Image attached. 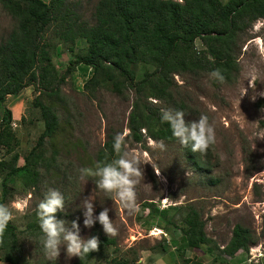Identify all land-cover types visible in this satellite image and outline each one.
<instances>
[{"label":"rangeland","instance_id":"1","mask_svg":"<svg viewBox=\"0 0 264 264\" xmlns=\"http://www.w3.org/2000/svg\"><path fill=\"white\" fill-rule=\"evenodd\" d=\"M98 1L67 0L60 16L70 22L92 23L91 13ZM14 26L15 20L0 7V40ZM56 30L59 27L53 23L45 33L54 69L49 72L62 80L55 93L48 96L40 82L35 89L24 88L5 102L18 144L11 154L0 147V160L8 161L16 153L17 166H23L24 158L44 131L40 108L34 105L38 91V101L57 115L51 136L39 149L48 167L41 169L37 188H24L16 181L15 192L5 200L0 195V204L9 206L13 213L10 222L16 227L19 264H75L79 258H69L62 246L60 256L55 261L48 260L40 243L42 234L36 236L29 227L48 188L63 194L65 210L57 217L66 220L67 226L79 218L82 238L97 236L114 241L88 264H113L120 259L137 264L141 258L143 264H264V106L259 105L264 99V58L259 54L264 47V19L256 20L239 35L236 60L230 69L217 68L223 83L210 79L209 73L173 75L169 95L161 101L147 99L160 109L183 111L186 122L207 116L215 129V142L203 153H194L176 139H152L145 130L140 131V141L135 142L128 130L134 91H115L100 75L95 86L86 87L93 69L84 64L68 74V62L83 54L87 44L82 38L61 41ZM193 48L205 49L200 39L194 41ZM208 59L215 63L212 55ZM44 69L48 67L40 61L37 74ZM132 69L135 81L142 80L144 66L137 64ZM117 133L125 134L127 150L143 155L156 168L151 164L142 166L143 175L135 188L139 209L135 213L108 199L91 177L79 178L81 168L99 163L104 144ZM160 141L163 148L158 146ZM89 197L94 199L95 215L109 209L115 235H106L99 222L90 229L84 227L82 203ZM192 209L200 215L206 236V242L198 248L187 247L182 231L187 228L184 218ZM236 226L248 230L250 239L256 241L229 256L224 252Z\"/></svg>","mask_w":264,"mask_h":264},{"label":"trees","instance_id":"2","mask_svg":"<svg viewBox=\"0 0 264 264\" xmlns=\"http://www.w3.org/2000/svg\"><path fill=\"white\" fill-rule=\"evenodd\" d=\"M67 0H0V7L15 20L14 28L7 37L0 40V147L11 154L18 141L11 131V111L5 102L9 96H17L24 88L45 87L46 94L57 90L61 79L51 75V52L47 51L45 33L51 24L58 25L57 35L61 41L75 38L84 39L87 44L83 54L68 62L66 72L84 64L93 69V75L85 83H111L115 91L121 88L134 91V101L128 117L129 135L135 142L145 130L155 140L174 141L170 126L162 123L161 109L147 102L148 98L161 101L169 95L173 75L189 73L200 76L217 68L229 70L235 63V50L238 48L239 35L245 32L258 19H264V0H99L91 13L92 23L70 22L61 15ZM62 17V18H61ZM200 39L204 50L196 51L194 41ZM54 48V46H53ZM72 52V48L69 50ZM53 53V52H52ZM212 55L215 63L208 59ZM45 62L48 69L41 75L36 72L38 63ZM146 67L144 77L135 81L134 65ZM50 68V69H49ZM147 92L143 95L142 92ZM44 131L38 137L35 147L24 158L23 166H17L18 154L0 160V195L2 200L10 196L14 183L20 181L24 188L38 186L41 169L47 168V159L39 149L49 138L57 124V115L50 107L38 101ZM264 106V99L259 101ZM109 139L99 154V163L115 159ZM185 243L189 248H198L206 242L203 222L195 210H190L184 218ZM264 226V213L262 215ZM36 236L42 234L37 217L29 226ZM98 251H93L75 264H88L104 247L114 241L100 237ZM249 231L236 226L232 232L225 254L233 255L240 249L255 243ZM19 243L16 227L9 222L0 234V261L19 264ZM2 255V257H1ZM113 264H135V261L117 260Z\"/></svg>","mask_w":264,"mask_h":264},{"label":"clouds","instance_id":"3","mask_svg":"<svg viewBox=\"0 0 264 264\" xmlns=\"http://www.w3.org/2000/svg\"><path fill=\"white\" fill-rule=\"evenodd\" d=\"M178 2L182 4L183 0H178ZM259 54L264 58V47L259 49ZM209 78L221 83L224 81L219 69L210 72ZM160 119L162 123L170 126L172 136L183 147H190L194 153L205 152L215 142V129L205 115H201L198 121L186 122L183 111L162 108ZM158 146L163 148V142H158ZM112 148L115 159L107 163H97L94 167L81 168L79 178L83 180L85 177H91L97 189L105 193L108 199L114 203L118 202L130 213H135L139 210L135 188L139 178L143 175L142 166L151 164L155 168V165L143 155L127 150L123 133L114 135ZM159 174L157 172L158 176ZM93 200L89 197L82 203L84 227L90 229L99 222L106 235L109 237L115 235L116 228L109 217V209L104 208L98 215H95ZM64 210L63 194L57 189L48 188L36 211L42 233L40 243L44 255L48 260L55 261L60 256L63 246L69 258L79 257L83 260L88 254L99 250V237L82 238L79 218L71 221L70 226H67L66 220L57 217V214ZM12 219L13 213L9 206L0 204V234L4 233ZM137 264H143V258Z\"/></svg>","mask_w":264,"mask_h":264},{"label":"crops","instance_id":"4","mask_svg":"<svg viewBox=\"0 0 264 264\" xmlns=\"http://www.w3.org/2000/svg\"><path fill=\"white\" fill-rule=\"evenodd\" d=\"M18 117V116H17ZM13 119L15 120V116H13Z\"/></svg>","mask_w":264,"mask_h":264}]
</instances>
